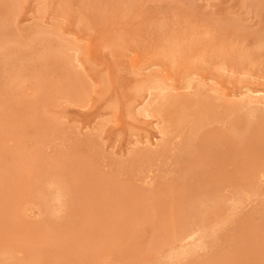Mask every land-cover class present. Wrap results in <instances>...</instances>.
<instances>
[{"label": "rangeland", "instance_id": "1", "mask_svg": "<svg viewBox=\"0 0 264 264\" xmlns=\"http://www.w3.org/2000/svg\"><path fill=\"white\" fill-rule=\"evenodd\" d=\"M262 97L264 0H0V264H264Z\"/></svg>", "mask_w": 264, "mask_h": 264}, {"label": "bare ground", "instance_id": "2", "mask_svg": "<svg viewBox=\"0 0 264 264\" xmlns=\"http://www.w3.org/2000/svg\"><path fill=\"white\" fill-rule=\"evenodd\" d=\"M250 90H251V89H250ZM259 92H261V91H259ZM251 93H253V92H251ZM145 94H146V93H145ZM253 94H254V93H253ZM256 94H257V92H256ZM256 94H255V95H256ZM250 96H251V95H250ZM262 98H263V97H262ZM263 100H264V98H263ZM191 101H192V100H191ZM185 104H186V103H185ZM237 107H238V106H237ZM158 109H159V108H158ZM159 110H160V109H159Z\"/></svg>", "mask_w": 264, "mask_h": 264}]
</instances>
